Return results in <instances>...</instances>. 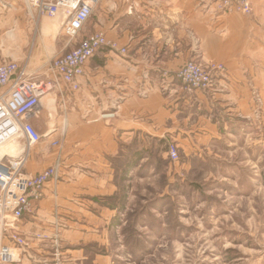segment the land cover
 <instances>
[{"label":"crops","instance_id":"1","mask_svg":"<svg viewBox=\"0 0 264 264\" xmlns=\"http://www.w3.org/2000/svg\"><path fill=\"white\" fill-rule=\"evenodd\" d=\"M251 1V14L219 13L209 0L97 3L82 35L103 31L117 48L98 51L85 65L80 89L45 96L31 119L40 131L47 128L26 155V174L39 176L61 155L62 178L48 180L43 197L31 199L21 220L25 243L3 238L12 255L7 264H119L110 252V234L121 227L118 200L131 201L137 180L149 178L150 171L138 177V170L153 168L155 147L176 143L179 153L203 155L221 140L259 132L264 0ZM55 26L31 13L24 0H0V62L45 54L41 67L28 65L42 75L57 50ZM68 41L61 51L70 49ZM190 59L222 63L227 72L214 89L189 91L177 72ZM106 113L115 115L103 118Z\"/></svg>","mask_w":264,"mask_h":264},{"label":"rangeland","instance_id":"2","mask_svg":"<svg viewBox=\"0 0 264 264\" xmlns=\"http://www.w3.org/2000/svg\"><path fill=\"white\" fill-rule=\"evenodd\" d=\"M42 20L57 25L52 55L68 51L60 50L69 40L62 16ZM46 56L8 58L39 68ZM50 108L55 110L52 100ZM41 126L44 133L47 127ZM251 130L248 137L221 140L203 155L181 152L176 162L163 143L153 149V168L138 170V177L150 171L149 178L137 180L131 201L118 200L121 227L110 234V252L119 264H264V123L259 132ZM15 140L24 155L34 148L23 136Z\"/></svg>","mask_w":264,"mask_h":264},{"label":"built area","instance_id":"3","mask_svg":"<svg viewBox=\"0 0 264 264\" xmlns=\"http://www.w3.org/2000/svg\"><path fill=\"white\" fill-rule=\"evenodd\" d=\"M99 1L24 0L31 13L63 17L61 30L69 39L70 49L49 59L42 75L31 72L27 64L17 59L0 62V148L21 136L30 148L42 142L45 134L31 121L39 116L42 99L51 93L63 94L65 89L78 91L87 62L103 48H117V43L108 39L103 31L82 35ZM209 1L219 13L251 14L253 11L251 0ZM121 51L125 53L126 49ZM226 72L222 63L204 65L190 59L178 70L177 77L189 91H210L215 88L218 76ZM114 115L106 113L102 117ZM52 145L62 148L60 140H54ZM167 155L172 162L180 160L176 143L168 145ZM63 161L59 155L39 176L31 177L24 172L26 155L20 151L0 155V264H7L12 256L7 245L2 244L3 238L9 237L17 245L25 243L21 220L31 207V199L43 197L46 182L51 180L56 184L61 180Z\"/></svg>","mask_w":264,"mask_h":264},{"label":"bare ground","instance_id":"4","mask_svg":"<svg viewBox=\"0 0 264 264\" xmlns=\"http://www.w3.org/2000/svg\"><path fill=\"white\" fill-rule=\"evenodd\" d=\"M16 150L24 153V146H21V143L15 139L6 143L0 148V155L2 154H13Z\"/></svg>","mask_w":264,"mask_h":264}]
</instances>
